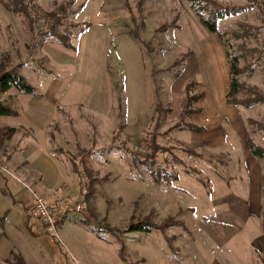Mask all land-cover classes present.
Wrapping results in <instances>:
<instances>
[{"label": "rangeland", "instance_id": "rangeland-1", "mask_svg": "<svg viewBox=\"0 0 264 264\" xmlns=\"http://www.w3.org/2000/svg\"><path fill=\"white\" fill-rule=\"evenodd\" d=\"M25 1L33 23L0 0V62L36 88L0 96L14 112L0 116V264H264V162L246 141L264 104L225 105V49L188 0ZM69 1L50 31L44 15ZM212 1L240 9L219 22L226 38L254 28L236 53L264 50L260 7ZM255 62L242 80L264 92ZM194 95L201 110L182 120L200 133L178 127ZM31 190L84 210L61 212L53 238L30 212ZM168 217L179 225L162 229Z\"/></svg>", "mask_w": 264, "mask_h": 264}, {"label": "trees", "instance_id": "trees-1", "mask_svg": "<svg viewBox=\"0 0 264 264\" xmlns=\"http://www.w3.org/2000/svg\"><path fill=\"white\" fill-rule=\"evenodd\" d=\"M34 1V0H32ZM253 4L257 7H260L261 13L263 15L264 20V0H252ZM192 10L194 11L196 17L200 24L211 34L217 35L220 43L225 49L229 67H230V90L226 98V104L237 108V109H245L250 110L256 105L264 104V92H261L256 87L247 86L242 80L243 75H249L251 78L254 74V62L257 64L258 62L264 63V50H259L257 48L248 49L246 46L244 47V51L240 52V54L236 53L235 44L240 45L238 42L243 38H249L251 36H255L252 30L254 28L247 26L243 23H239L241 29L233 32V39L227 37V32H222L220 29L219 22L225 20L227 17L236 16L239 8L233 7H224L221 4L214 2L212 0H188ZM13 7L11 8L10 5ZM10 11H13L15 14L27 17V19L31 20V14L29 12L30 8H28L25 0H9L6 4ZM253 5V6H254ZM72 6V1H69L66 4H63L61 8H59V12H50L44 15L47 19V25L50 31H55L59 29V25H62V21L67 19L69 8ZM33 23V21L31 20ZM167 28L161 29V31H165ZM167 31V30H166ZM61 39V44L68 47L70 44L67 41V36L59 34ZM236 41L233 42V41ZM233 49V50H232ZM239 49V48H238ZM248 55H252L248 58ZM255 55V56H254ZM257 55V57H256ZM253 59L251 66H241L242 60L244 59V63L249 59ZM256 59V60H255ZM250 71V74H249ZM16 89L24 95H32L36 92V88L32 86L28 81L18 72V68L14 67L11 70L8 69V65L5 62H0V96L8 93L10 90ZM189 92V90H188ZM242 96L241 98L239 96ZM200 99L199 95H194L189 97L187 101L186 109L181 114V122L178 127L181 130H192L196 132H201L202 127H198L197 125L191 124L186 125L183 121L188 115L195 114L198 110H195L192 105ZM14 112L12 109L5 105L0 101V116H11ZM183 119V120H182ZM178 128V129H179ZM173 129V128H172ZM246 134H247V145L249 147L250 153L252 157L255 159L264 162V148L259 146L255 138H259L264 140V122H259L252 118L247 120L246 126ZM157 138H153L152 143H158ZM153 154L147 157L150 163L155 164V158H157V152L152 151ZM151 154V152H150ZM86 167V166H85ZM2 172V171H0ZM86 172L91 174V171L86 167ZM154 177V176H153ZM92 187V186H91ZM260 218L261 225L264 232V172L261 176V206H260ZM174 220L171 217L165 219L161 225H159L162 229L171 227L173 225H179L173 223ZM144 223L138 224L131 228V231H138L145 229ZM180 225L184 226L182 223ZM148 229V228H146ZM20 263L22 264V259H20ZM24 264V262H23Z\"/></svg>", "mask_w": 264, "mask_h": 264}, {"label": "built area", "instance_id": "built-area-1", "mask_svg": "<svg viewBox=\"0 0 264 264\" xmlns=\"http://www.w3.org/2000/svg\"><path fill=\"white\" fill-rule=\"evenodd\" d=\"M3 169L5 168L0 164V170ZM32 194L33 198L31 201L30 212L44 224L47 234L53 238L59 237L57 233V225L59 223L61 212L69 208H74L77 212L84 210V207L80 205L73 207V203H57L48 200L40 193L32 191Z\"/></svg>", "mask_w": 264, "mask_h": 264}, {"label": "crops", "instance_id": "crops-1", "mask_svg": "<svg viewBox=\"0 0 264 264\" xmlns=\"http://www.w3.org/2000/svg\"><path fill=\"white\" fill-rule=\"evenodd\" d=\"M229 90H230V87H229ZM228 93H229V91H227V93L225 94V98H224V101H225V105L228 107L229 105H227L226 104V98H227V95H228ZM200 100V99H199ZM199 101L197 100L196 101V103H198ZM195 103V104H196ZM186 109V108H185ZM198 110V109H197ZM201 109H199L198 111H200ZM191 124H193V123H191ZM194 125H196V124H194ZM198 126V125H197ZM198 127H200V126H198ZM198 133H200V132H198ZM60 151H61V149H60ZM262 176V175H261ZM260 180H261V177H260ZM261 186V185H260ZM38 190V189H37ZM29 204L31 205V200L29 201Z\"/></svg>", "mask_w": 264, "mask_h": 264}]
</instances>
